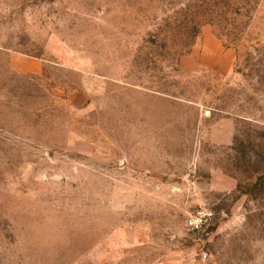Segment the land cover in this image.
Returning a JSON list of instances; mask_svg holds the SVG:
<instances>
[{
	"label": "rangeland",
	"instance_id": "374dc122",
	"mask_svg": "<svg viewBox=\"0 0 264 264\" xmlns=\"http://www.w3.org/2000/svg\"><path fill=\"white\" fill-rule=\"evenodd\" d=\"M0 264H264V0H0Z\"/></svg>",
	"mask_w": 264,
	"mask_h": 264
},
{
	"label": "crops",
	"instance_id": "0c3cea01",
	"mask_svg": "<svg viewBox=\"0 0 264 264\" xmlns=\"http://www.w3.org/2000/svg\"><path fill=\"white\" fill-rule=\"evenodd\" d=\"M186 63V60L182 61ZM42 61L36 58L22 57V56H12L11 58V68L15 71L24 73H40L42 70Z\"/></svg>",
	"mask_w": 264,
	"mask_h": 264
},
{
	"label": "built area",
	"instance_id": "2783aa9c",
	"mask_svg": "<svg viewBox=\"0 0 264 264\" xmlns=\"http://www.w3.org/2000/svg\"><path fill=\"white\" fill-rule=\"evenodd\" d=\"M187 224H188V226H190L191 228H193V229H197V228L199 227V225H200V220H199L198 217H196V216H192V217H189V218L187 219Z\"/></svg>",
	"mask_w": 264,
	"mask_h": 264
},
{
	"label": "trees",
	"instance_id": "16d2710c",
	"mask_svg": "<svg viewBox=\"0 0 264 264\" xmlns=\"http://www.w3.org/2000/svg\"><path fill=\"white\" fill-rule=\"evenodd\" d=\"M225 47H229L227 44H224Z\"/></svg>",
	"mask_w": 264,
	"mask_h": 264
}]
</instances>
